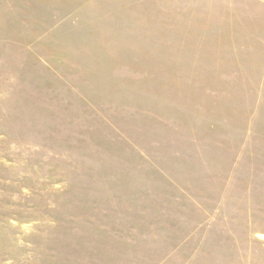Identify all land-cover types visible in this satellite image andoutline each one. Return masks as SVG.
<instances>
[{
	"label": "rangeland",
	"instance_id": "rangeland-1",
	"mask_svg": "<svg viewBox=\"0 0 264 264\" xmlns=\"http://www.w3.org/2000/svg\"><path fill=\"white\" fill-rule=\"evenodd\" d=\"M0 264H264V0H0Z\"/></svg>",
	"mask_w": 264,
	"mask_h": 264
}]
</instances>
